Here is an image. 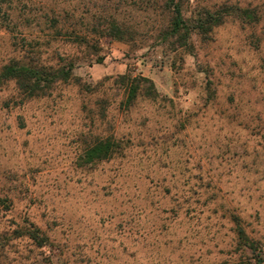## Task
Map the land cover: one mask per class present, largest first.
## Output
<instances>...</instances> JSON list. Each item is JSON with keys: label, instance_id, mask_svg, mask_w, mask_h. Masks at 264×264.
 I'll list each match as a JSON object with an SVG mask.
<instances>
[{"label": "rangeland", "instance_id": "374dc122", "mask_svg": "<svg viewBox=\"0 0 264 264\" xmlns=\"http://www.w3.org/2000/svg\"><path fill=\"white\" fill-rule=\"evenodd\" d=\"M181 8L186 44L165 0H0V76L39 79L0 77V264H264V0Z\"/></svg>", "mask_w": 264, "mask_h": 264}, {"label": "trees", "instance_id": "16d2710c", "mask_svg": "<svg viewBox=\"0 0 264 264\" xmlns=\"http://www.w3.org/2000/svg\"><path fill=\"white\" fill-rule=\"evenodd\" d=\"M165 9L171 13L168 32H167L166 36H169L172 38L176 37L178 42L180 41V43L186 44V39L189 36L190 29H189L188 25L186 24V21L183 18L182 8H181V0H165ZM244 13L246 15H249L247 12H244ZM46 20L49 22H52V28L55 27L57 19L47 17ZM220 22H221V18H218L217 20L212 22L210 27L212 28V27L218 25ZM205 25H206L205 22H202V23H200L194 27H195V29L197 28V30L202 31V33H206L211 28L206 30ZM111 31H112L111 32L112 36L117 40L122 41V40H124L125 36L127 35L126 30L122 31L117 26H112ZM59 32H61V31H59ZM68 34H70L71 37L77 38V36L74 35L73 32L67 31L64 33L65 36ZM59 36H62V34H59ZM71 37H69V38H71ZM76 38H74V39H76ZM35 74L36 73L32 72V70L27 69V68H18V67L10 66V67L4 68L0 77L4 78V79H15V80H17L18 83H20L21 87H23L25 91H27L29 94L33 95V93H35L34 89L35 90L37 89L36 85L39 82L38 78H36L33 81ZM47 75L48 74H46L44 72V78ZM63 75L64 76L57 75V77H55V75H53L54 81H58V80H61L64 82L68 81V71L67 70L65 71V73ZM142 81L147 82L148 80H146L144 78V79H142ZM30 83H33V86H31ZM128 83H129V86L127 87L128 88L127 102L129 104V103H132L136 99L138 91L140 89V85L138 83H134V81H132V80H130V82H128ZM149 88L150 89L153 88L152 84H150ZM146 93H147V95H152L151 92L146 91ZM117 149H118V145L111 140H106V141H101L99 143H96L86 153L84 163L90 164L94 161L104 160V159L108 158L109 156H111ZM22 229H21V233L19 234V236H24L26 234L31 239H33V241L36 243L37 246L42 247V246L47 245L46 237L44 236V238H43L42 235L39 234L40 232L37 229H34L32 227H28V228L26 227V228H24V232ZM237 232H238L239 238L241 240H243L244 239L243 231L239 229Z\"/></svg>", "mask_w": 264, "mask_h": 264}]
</instances>
